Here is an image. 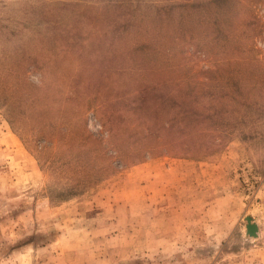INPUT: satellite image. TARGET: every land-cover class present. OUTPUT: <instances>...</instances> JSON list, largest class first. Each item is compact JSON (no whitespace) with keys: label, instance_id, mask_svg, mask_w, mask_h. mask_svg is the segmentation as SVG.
<instances>
[{"label":"rangeland","instance_id":"1","mask_svg":"<svg viewBox=\"0 0 264 264\" xmlns=\"http://www.w3.org/2000/svg\"><path fill=\"white\" fill-rule=\"evenodd\" d=\"M0 264H264V0H0Z\"/></svg>","mask_w":264,"mask_h":264},{"label":"water","instance_id":"2","mask_svg":"<svg viewBox=\"0 0 264 264\" xmlns=\"http://www.w3.org/2000/svg\"><path fill=\"white\" fill-rule=\"evenodd\" d=\"M246 234L256 237L258 234V227L255 223L251 221L249 216L246 217Z\"/></svg>","mask_w":264,"mask_h":264}]
</instances>
